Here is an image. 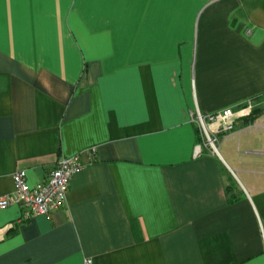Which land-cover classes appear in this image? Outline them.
<instances>
[{"label":"crops","instance_id":"0c3cea01","mask_svg":"<svg viewBox=\"0 0 264 264\" xmlns=\"http://www.w3.org/2000/svg\"><path fill=\"white\" fill-rule=\"evenodd\" d=\"M251 98L264 123V0H0V196L84 164L0 209V264H264V132L195 157L190 122Z\"/></svg>","mask_w":264,"mask_h":264},{"label":"built area","instance_id":"2783aa9c","mask_svg":"<svg viewBox=\"0 0 264 264\" xmlns=\"http://www.w3.org/2000/svg\"><path fill=\"white\" fill-rule=\"evenodd\" d=\"M259 106L257 100L251 98L212 114H203L196 109L190 114V122L196 126L199 140L194 156H200L203 150L218 155L219 141L232 137L239 123L243 124L245 131L264 132V123L255 117ZM83 168L79 156L61 157L47 178L33 186L27 183L25 172L19 170L12 175L13 191L0 196V209L16 205L22 210L23 219L48 215L65 203L70 180ZM82 264H92V259L84 258Z\"/></svg>","mask_w":264,"mask_h":264},{"label":"rangeland","instance_id":"374dc122","mask_svg":"<svg viewBox=\"0 0 264 264\" xmlns=\"http://www.w3.org/2000/svg\"><path fill=\"white\" fill-rule=\"evenodd\" d=\"M219 151H221V149L219 148Z\"/></svg>","mask_w":264,"mask_h":264}]
</instances>
